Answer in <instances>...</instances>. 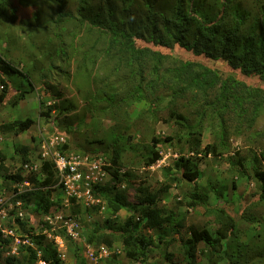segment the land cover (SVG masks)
<instances>
[{
	"label": "trees",
	"instance_id": "1",
	"mask_svg": "<svg viewBox=\"0 0 264 264\" xmlns=\"http://www.w3.org/2000/svg\"><path fill=\"white\" fill-rule=\"evenodd\" d=\"M49 1V6H41V3L32 1L33 16L28 22L19 24L20 27L26 25L30 46L35 47L39 42H44L39 47H42L45 66L39 64L19 70L7 60L5 53L0 52V101H4L9 86L14 87L16 92L11 102L12 106H16L28 94L35 92L37 86L42 90L44 86L52 88L51 80L62 79L61 75L73 81H83L86 84L82 96L85 109L90 107L94 111V108H98L113 122L114 132L107 136L111 137V142L105 141V137L87 142L88 145L96 143L103 146L104 151L98 157L87 150L83 153L73 151L70 149L73 147L67 148L63 140L57 144L60 155L69 156L74 153L80 157L88 156L93 161H97L96 158L102 159L106 163L104 170L115 183L127 180L129 174L121 172L119 168L117 141H126L124 131L134 129L141 119L151 116L150 119L155 122L172 124L176 131L163 139L152 137L144 145L137 160L142 161L145 167L152 166L160 158L157 145L176 148L179 155L170 167V173H166L168 180L164 182L185 189L190 208L196 205L207 207L210 194L217 200L223 198L228 190L227 179H230L234 187V181L238 178H249L257 182L256 198L264 203V127L255 133L251 131L264 111V27L260 20L251 16L248 18L250 11H238L235 0H165L162 10L148 7L146 18L151 24V33L148 38H144L141 31L132 33L120 28L111 19L112 11L108 19L100 8L97 9L107 0ZM13 3L11 0H0V11L5 13L8 10L13 15L16 11ZM232 3L233 14L225 24L228 17L225 10L220 8ZM152 13L156 14L157 19L151 16ZM256 14L264 15V3L258 7ZM245 23L248 29L243 28ZM38 33L43 40L36 38ZM170 39L183 49L176 56L148 47L151 44L169 49ZM58 61L70 62L74 64V69L70 72L68 67H55ZM107 61L112 66L109 75L99 70L104 68ZM53 93L58 100L61 98L60 93ZM46 102V99L40 97V109H47V112H40V115L45 118L50 119L52 111L61 115L71 110L70 102L67 107H47ZM34 123L35 120L30 117L3 123L0 124V133L19 135ZM230 124H234L236 134H242V129L245 133H251L253 140L249 137L250 144L255 148L249 145L246 154L236 151L233 157L227 156V168L210 171L206 183L202 185L199 181L204 174L199 166L205 161L207 163V159L208 162H217L229 151ZM207 127H217L214 133L218 141L203 145V131ZM134 131L137 133L136 129ZM60 134L70 141L65 131ZM13 151L27 175H21L20 170L4 175L2 180L10 184L27 182L34 185V189L18 194L14 189L16 197L13 202L16 205L22 203L23 208L31 212V216L49 214L52 206L50 187L54 176L57 179L53 164L44 160L42 165L30 163L26 146L13 145ZM247 159L249 161L245 164ZM2 160L0 152V171L3 168ZM27 163L37 168L25 169ZM40 173L44 174V179H41ZM222 173L227 179L219 180ZM126 183L128 187L132 186L130 180ZM92 187L95 195L105 199L111 213L125 210L129 215L118 230L109 227L102 230L94 228L88 232L86 250L90 248L96 251L98 245H104L110 251L107 264H118L119 253L111 250L114 242L118 241L121 253L130 264H148V254L156 248H161L159 250L163 251L166 263L171 260L172 254L165 251L173 241L169 235L177 233L182 223L171 211L165 212L157 205V193H148L139 187L137 203L131 205L125 201L122 193L114 192V185L108 190L99 186V183ZM212 211L215 213L213 228L189 229L190 237L182 243L184 259L179 264L264 262V218L257 221L258 225L254 227L247 243L238 242L233 246L235 236L227 234L237 227L234 216L230 214L232 207L214 208ZM17 212L20 213L16 211V215ZM10 214L8 226L15 233H20L21 241L28 239L31 245L22 248L23 251L17 257H5L0 264H37L39 261L44 264H61L57 249L44 236L36 234V227L28 223L27 219H19L14 211H10ZM38 223L49 227L46 223ZM145 229L151 230L154 236L143 233ZM9 239L13 237H4V244L9 243ZM67 239L70 249L75 242L70 237ZM3 249L0 241V253ZM77 250L79 247L76 245ZM74 256V260H77V253ZM77 264L85 263L80 261Z\"/></svg>",
	"mask_w": 264,
	"mask_h": 264
},
{
	"label": "rangeland",
	"instance_id": "2",
	"mask_svg": "<svg viewBox=\"0 0 264 264\" xmlns=\"http://www.w3.org/2000/svg\"><path fill=\"white\" fill-rule=\"evenodd\" d=\"M11 1L14 2L13 6L16 7V11L13 12V15L10 14L8 10L5 13L0 11V17H2V19L0 18V52L5 53L7 60L11 61L12 65L19 70L25 68L30 69L33 65L39 66V64H44L45 66V57H42L41 53L42 47H39L44 42H39L35 47L30 46L28 34L27 31H25L26 25L20 27L19 24L28 22L30 17L33 16L34 8L31 3L32 1L39 4L41 3V6H49L50 1ZM107 1V3L104 2L99 5L97 9L100 8L108 19H110L109 12L112 11L111 19L119 24L120 28L132 33L141 31L144 38H148L149 33H151V24L146 18L148 7L153 10H158V8L162 10L166 2L165 0H133L130 4H126L129 3L130 0H125V2H121L120 0ZM262 3H264V0H235V6L238 11L243 13L250 11L251 15L249 14L248 18L251 16L252 18L254 17L260 20V24L264 27V15L259 16L256 14L258 7ZM233 7L232 3V5L227 4L224 8H220L225 10L226 16L228 17L227 19L224 18L226 20L225 24L228 22L231 14H233ZM53 9L54 7L51 9V12ZM151 16L157 19L155 13H152ZM221 22L222 21H220V23ZM243 28L248 29L246 23ZM36 38L43 40L40 33L36 35ZM168 44L169 49H164V47L161 46L156 47L151 44H148V47L150 46L152 49L158 51L161 50L165 52V54L171 56H176L183 51V49L174 44L173 39H170ZM54 65L55 67H68V71L70 72L74 69V64L70 62L62 63L58 61ZM99 70L104 72L105 75H109L112 73V66L107 61L104 68L101 67ZM53 73H55V70H53ZM61 78L62 79L51 80L52 88L44 86V90H42L37 86L35 92L28 94L26 98L20 101L16 106L11 105V102L15 99L16 92L14 91V87L11 88L9 86L4 101H0V124L10 123L14 120H22L27 117L35 120L33 126L22 134L13 135L9 133L3 135L0 133V152L3 157L1 162L3 168L0 171V211L5 215L6 220L4 221V225L7 228H10L8 226L11 215L10 211H14V215L19 219H27L28 223L36 227V234L44 236L45 240L50 242L57 249L61 264H77L80 261H83L85 264H90L85 258L87 247L86 235L88 232H91L94 228L102 230L113 227L118 230V227L123 225L126 217L129 215L127 211L120 210L116 214L111 213L106 205L105 199L95 195L93 191L94 187L92 186L89 192L90 199H86V197L82 195L79 200L69 199V201L65 202L66 196L64 188L59 183V179L57 178V180L54 176V182L50 187V200L52 202L50 213L41 217L31 216V212L24 209L22 203L17 206L16 202H13L16 197L14 189L17 190L18 194L27 189H34V185L31 183H28V185L24 183L10 184L8 181L2 180L4 175L13 174L20 170L21 175H27V171L23 169L17 156L14 154L13 145L26 146L29 149L30 163H41L42 165L41 144L42 142L49 143L56 137L63 138L64 143L66 142L68 146L67 148L73 147L70 148L73 151L83 153V151L87 150L88 153L96 156H98L101 151H104L102 148L103 146L97 145L96 143L88 145L87 142L103 139V137H105V141L111 142V137L107 138V136L114 131H112L113 122L110 120L109 116H106L104 112L100 111L98 108H94L93 111L90 107H86L85 109L83 105L82 96H84L86 84L83 81H73L62 75ZM53 91H55V94L60 93L61 98L59 100L55 97ZM40 97L46 99L47 107H52L54 105L67 107L68 102H70L71 110L61 115L56 111H52L51 115L53 116H51L50 119L42 117L40 112H47V109L46 107L40 109ZM150 118L151 116H147L146 119H141V121L137 123V126L134 128L137 130V133L134 129L124 131V135L127 136L126 141H122V139L117 141V150L120 157L119 168L121 172L129 174L127 180H130L132 186L128 187L126 185L127 180H120L115 183L111 175L104 170L103 167L106 166V163H104L102 159L101 169L104 175L99 182V186L107 188L105 190L112 189L114 185L116 187L114 192L122 193L125 201L131 205L137 203L136 193L139 187L144 188L145 192L152 194L157 193V205L162 207L165 212L171 211L174 216L181 221L182 227L178 228L177 233L172 232L169 235V238H172L173 241L172 244L165 249V251L172 254L171 260L166 263L163 259V251L159 250L161 248H156L148 254V264H150V262H154V264H179L182 262L185 254L182 243L185 239L190 237L189 229L192 227L196 229L213 228L212 226L215 224V213L212 210L214 208L224 209L232 207L230 214L234 216L237 227L234 231L228 232L227 234L228 236H235L233 237V246L238 244V242L247 243L252 235L254 227L258 225L257 221L264 218V203L259 202L256 198V188H258L257 182L249 178H238L237 181H234L235 186L233 187L230 179H227L224 173H222L219 180L227 179L228 189L224 197L217 200L216 197L210 194L209 198H207V207H204V205H196L194 208H190L187 205L185 189L174 183L164 182L165 179H167L166 173H170V167L172 168L173 162L179 155L176 148L163 144L157 145L156 149L160 158L152 166L145 167L142 161L137 160V157L143 152L144 145L148 144L152 137L163 139L176 131V128L172 124L160 121L155 122ZM234 124H230L229 128V151L226 152L221 159L219 158L220 160L217 159V162H208L209 159H207V163L205 161V163L200 164L199 168L204 174L203 178L199 181L202 185L206 183V176L210 174V171L214 169L224 170L227 168V156L229 158L233 157L236 151H240L241 154H246L249 145L253 148L250 144V139L253 140V138H251V133H245L246 131L242 129V134H236ZM62 127L64 130H62ZM253 127L251 131L254 133L263 129L264 111L256 120ZM216 129L217 127H207L204 129L202 136L203 145L218 141V137H215L214 133ZM64 131L69 135L70 141H68L67 137L63 134H60ZM262 145L264 147V142ZM123 146L124 148H122ZM247 157L246 155V158ZM248 161L249 159H247L245 164L248 163ZM41 165H39V169ZM40 175L41 173L39 176ZM41 179H44V174L41 175ZM166 187H168V189H164ZM216 187L218 186L216 185ZM111 195L113 194L111 193ZM16 211H20L22 214L19 215L17 212L16 215ZM45 217H49L52 223L45 222ZM54 217L59 218L56 220ZM38 222L42 224L46 223L49 227L38 225ZM70 225H72V230L77 233L74 238L67 233V226ZM142 232L148 236H154L151 230L145 229L142 230ZM16 237L19 242H16L14 239H9L10 242L7 244L3 242L4 236L0 238L1 245L4 248L2 253H0L1 263L4 262L5 257H17L23 251L22 248L30 246L28 239H25L28 240V244H23V241L20 240V233L16 232ZM68 237L75 242V245H71L70 249H68ZM56 238H58L61 243H57ZM76 245L79 247L77 251H75ZM113 245V249L111 250L119 253L117 263L130 264L131 262L121 253V244L115 241ZM90 246L93 247V245ZM200 247H202V245H200ZM75 253H77V260H74ZM107 258L99 260L96 264H107ZM222 263L224 264L225 262L222 261L221 264ZM199 264L204 263L199 262ZM254 264H264V262H254Z\"/></svg>",
	"mask_w": 264,
	"mask_h": 264
},
{
	"label": "built area",
	"instance_id": "3",
	"mask_svg": "<svg viewBox=\"0 0 264 264\" xmlns=\"http://www.w3.org/2000/svg\"><path fill=\"white\" fill-rule=\"evenodd\" d=\"M0 89H2L1 86ZM58 142H63V138L56 137L49 143L42 142L41 158L53 164L59 183L64 188L66 196L65 202H67L70 197H75V199L79 200L82 195H84L86 199H90V187L100 182L101 177L104 175L101 169V160L97 159V161H93L89 159L88 156L80 157L74 153H71L69 156L60 155L57 150ZM24 168L36 169L37 166L28 165L27 163L24 165ZM18 204L19 202L17 205ZM19 215L21 214L19 213ZM54 218L57 220L59 217ZM5 220V215L0 211V234L4 237H13L16 242H19L13 229L7 228L4 225ZM44 221L52 223L49 217H45ZM67 233L73 238L77 235V233L72 230V225L67 226ZM56 242L61 243L58 238H56ZM24 243L28 244V240H24L23 244ZM109 255L110 251L108 248L104 245H100L96 251L87 248L85 258L90 264H96L99 260L105 259ZM38 264H44V262L39 261Z\"/></svg>",
	"mask_w": 264,
	"mask_h": 264
},
{
	"label": "clouds",
	"instance_id": "4",
	"mask_svg": "<svg viewBox=\"0 0 264 264\" xmlns=\"http://www.w3.org/2000/svg\"><path fill=\"white\" fill-rule=\"evenodd\" d=\"M0 91H1V89H0ZM175 156H176V155H175ZM26 183H27V182H25L24 184H25V185H28V183H27V184H26ZM98 183H99V182H98ZM37 264H38V263H37Z\"/></svg>",
	"mask_w": 264,
	"mask_h": 264
}]
</instances>
